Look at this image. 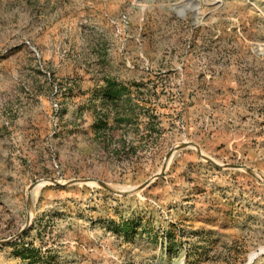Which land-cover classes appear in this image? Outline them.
I'll list each match as a JSON object with an SVG mask.
<instances>
[{
    "label": "rangeland",
    "instance_id": "374dc122",
    "mask_svg": "<svg viewBox=\"0 0 264 264\" xmlns=\"http://www.w3.org/2000/svg\"><path fill=\"white\" fill-rule=\"evenodd\" d=\"M102 113L77 151L60 142ZM124 121L155 132L135 159ZM180 142L196 148L162 166ZM197 149L264 179V0H0V158L28 172L0 192V264H264L263 185ZM158 171L127 195L45 182L26 206L41 179L126 189Z\"/></svg>",
    "mask_w": 264,
    "mask_h": 264
},
{
    "label": "crops",
    "instance_id": "0c3cea01",
    "mask_svg": "<svg viewBox=\"0 0 264 264\" xmlns=\"http://www.w3.org/2000/svg\"><path fill=\"white\" fill-rule=\"evenodd\" d=\"M67 116H69V117H67ZM62 117L70 118V115H66L65 113H63ZM28 122H29V119L28 118L25 119V121L23 122V125L21 127L22 131L24 133V136L29 134L31 129H34L31 125L28 124ZM91 122H92V119H87V118L83 121H80L77 124L78 126H76L79 129L76 131L77 136H78L77 139H76V137H74V138L71 137V139H68V138L60 135V138L62 139L60 142L62 144L64 143L67 147L71 148V151L73 149H74L73 151H77L76 147L78 146L77 144L80 142V140H82V138H85V139L87 138L88 131L93 132V129L90 127ZM127 125L128 124L125 121L121 122V148H123L124 150L127 148H130L134 151V153H138L139 150L143 149V151H141V152L139 151V154L143 153V155H144L146 149H148L150 147V145H147L146 139H148V138L151 139L150 136H151V134L155 133L154 130L147 128L148 134L139 135V131L137 129H135L134 132L132 133V137H130V133H129L130 131H129V128ZM148 126H150V125H148ZM159 133L160 134H157V135H161L163 132H159ZM126 136H128V139ZM145 137H147V138H145ZM158 138H160V137H158ZM158 138L153 137V142L156 143ZM25 141H27V139ZM88 142H87V144H88ZM185 148H187V147L181 148V149H179V151L183 150ZM101 152H102V150H101ZM187 154H188V152H187ZM82 155L85 157L86 163L91 162L92 164H94L96 162L94 160L95 155H94V152L92 150H90V151L86 150L84 153H82ZM196 155L198 156L197 152H196ZM30 158H31V160H33L32 164H34L35 161L37 160V158H35L32 153L30 155ZM133 159H135V154L133 156ZM125 164L126 165H131V164L132 165L133 164L140 165L138 162H136V163L127 162ZM23 168H24L23 163H21L19 165L18 163H16L11 158H7V157L0 158V192L3 195L7 196V195H11L13 193L15 181L21 180L24 183H25V181H27L28 172L26 173Z\"/></svg>",
    "mask_w": 264,
    "mask_h": 264
},
{
    "label": "water",
    "instance_id": "95a60500",
    "mask_svg": "<svg viewBox=\"0 0 264 264\" xmlns=\"http://www.w3.org/2000/svg\"><path fill=\"white\" fill-rule=\"evenodd\" d=\"M184 147H194V148H196L195 144H193L192 142H180V143H176V144L172 145L169 148L168 152L165 154V157H164V161H163L162 166L165 165V162L167 161V159L169 157H171V155L173 154V152H175V151H177V150H179L181 148H184ZM196 152H197L198 156L201 159H203L206 162L210 163L214 167H228V168H233V169H242V170H244L248 175H250L251 177H253L256 181H258L259 183H261V185H263V187H264V179H261L259 176H257L255 173H253L251 170H249L248 168H246L244 165H240V164H225V165H221L218 162L214 161L213 159H211V158L203 155L202 153H200L199 149H197ZM160 175H161V171L155 172L154 174H152L149 178H147L146 180H144L140 184L134 186L131 189L125 190V191H117V190L111 188L109 185H107L103 181L98 180V179H94V178H90V177H77V178L70 179V180L66 181L65 183H61V182H58L56 180L41 179V180L36 181V182H33V183H31L29 185V187L27 189V198H26L27 205L26 206L28 207L29 204H30V202H31L30 201V194H29V192H31L34 189V187H35V185L37 183L43 184L45 182H50V183H52L54 185L62 186V185H69V184H74V183H85L86 181H92L97 186L101 187L102 189H104V190H106L108 192H111V193L117 194V195H127V194H130V193H134L136 191H139L142 188L146 187L150 182H152L154 179H156ZM26 223H27V218H26ZM22 230L23 229H21L20 231H22ZM6 241L7 240H1L0 241V244L1 243H4Z\"/></svg>",
    "mask_w": 264,
    "mask_h": 264
},
{
    "label": "trees",
    "instance_id": "16d2710c",
    "mask_svg": "<svg viewBox=\"0 0 264 264\" xmlns=\"http://www.w3.org/2000/svg\"><path fill=\"white\" fill-rule=\"evenodd\" d=\"M149 116V115H148ZM149 119H152L151 117H148ZM105 119H106V116H105V114H100V115H98V117H96V119L94 120V122H93V125L91 126L92 127V129L94 130V132L96 133L100 128H102V127H105V125H106V122H105ZM104 148V147H103ZM140 152L141 151H143V149H141V150H139ZM153 151H154V149H153ZM131 153H133V151H132V149H130V148H127V149H123V148H121V157H122V159H125V157L126 156H128V158H129V155L131 154ZM155 152H153L151 155H150V160H152V156L154 157L155 155ZM140 164V163H139Z\"/></svg>",
    "mask_w": 264,
    "mask_h": 264
},
{
    "label": "bare ground",
    "instance_id": "6f19581e",
    "mask_svg": "<svg viewBox=\"0 0 264 264\" xmlns=\"http://www.w3.org/2000/svg\"><path fill=\"white\" fill-rule=\"evenodd\" d=\"M85 183H89L90 185L94 184V182H92V181H86ZM40 184H41V183H37V184L35 185V187L38 188V186H39ZM109 186H110L111 188L117 190V191H125V190L131 189V188L134 187V186H130V187L126 188V189H122V188H125V187H122V186H119V185H109ZM35 187H34V189H36Z\"/></svg>",
    "mask_w": 264,
    "mask_h": 264
},
{
    "label": "built area",
    "instance_id": "2783aa9c",
    "mask_svg": "<svg viewBox=\"0 0 264 264\" xmlns=\"http://www.w3.org/2000/svg\"><path fill=\"white\" fill-rule=\"evenodd\" d=\"M32 50H33V49H32ZM33 51H34V50H33ZM52 105H53V107H56V104H55V103H53ZM53 166L56 167V165H55L54 163H53Z\"/></svg>",
    "mask_w": 264,
    "mask_h": 264
}]
</instances>
